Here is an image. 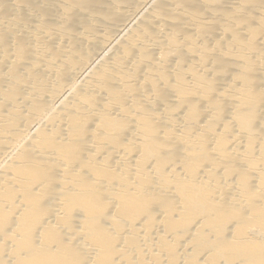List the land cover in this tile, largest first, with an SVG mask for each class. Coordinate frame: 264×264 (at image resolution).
Listing matches in <instances>:
<instances>
[{"label":"bare ground","instance_id":"bare-ground-1","mask_svg":"<svg viewBox=\"0 0 264 264\" xmlns=\"http://www.w3.org/2000/svg\"><path fill=\"white\" fill-rule=\"evenodd\" d=\"M0 264H264V0H0Z\"/></svg>","mask_w":264,"mask_h":264}]
</instances>
